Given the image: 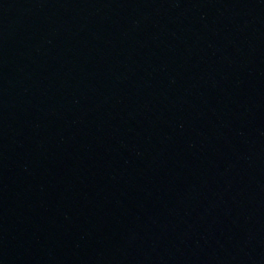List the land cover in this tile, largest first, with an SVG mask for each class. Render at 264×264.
I'll return each mask as SVG.
<instances>
[{
	"label": "water",
	"instance_id": "water-1",
	"mask_svg": "<svg viewBox=\"0 0 264 264\" xmlns=\"http://www.w3.org/2000/svg\"><path fill=\"white\" fill-rule=\"evenodd\" d=\"M0 264H264V0H0Z\"/></svg>",
	"mask_w": 264,
	"mask_h": 264
}]
</instances>
